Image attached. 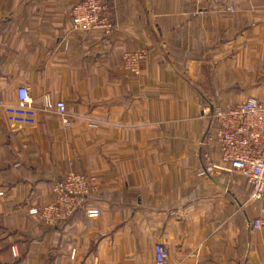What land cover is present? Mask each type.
Returning <instances> with one entry per match:
<instances>
[{
    "label": "crops",
    "instance_id": "crops-1",
    "mask_svg": "<svg viewBox=\"0 0 264 264\" xmlns=\"http://www.w3.org/2000/svg\"><path fill=\"white\" fill-rule=\"evenodd\" d=\"M77 1L0 0V264H152L157 244L168 264H264V198L236 174L200 175L218 160L210 106L264 102V0H102L110 36L72 31ZM138 50L132 75L121 55ZM19 87L32 124L5 113ZM69 172L96 178L100 215L46 227L27 210Z\"/></svg>",
    "mask_w": 264,
    "mask_h": 264
},
{
    "label": "built area",
    "instance_id": "built-area-1",
    "mask_svg": "<svg viewBox=\"0 0 264 264\" xmlns=\"http://www.w3.org/2000/svg\"><path fill=\"white\" fill-rule=\"evenodd\" d=\"M195 7L215 0H182ZM228 13L235 7L228 3ZM198 14V10L192 16ZM74 32H98L110 36L115 27L110 19V9L102 0H79L68 13ZM145 51L124 52L121 55L122 69L132 75L138 74V65L144 60ZM45 110L53 109L62 124L67 125L65 106L62 102L51 104L48 96L44 98ZM8 121L17 124H32L37 110L33 107L28 89L16 90V103L5 109ZM208 119L206 141L215 145L218 160L208 153L203 156L204 166L200 175L213 176L221 172L236 174L244 180L249 191V200L258 202L264 198V102L249 98L231 107L211 105L205 115ZM97 180L93 176L69 172L53 181L52 199L48 204L31 207L27 214L46 227L53 228L68 220L76 211L82 210L87 219L98 218L100 210L90 206L88 198L96 193ZM2 193L0 192V196ZM263 226L261 220L252 222L253 229ZM13 257L17 256L11 247ZM74 251L70 259H73ZM167 250L157 244L153 251L152 264H168ZM204 264V263H198Z\"/></svg>",
    "mask_w": 264,
    "mask_h": 264
}]
</instances>
